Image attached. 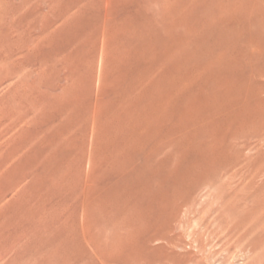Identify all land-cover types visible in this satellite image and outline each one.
<instances>
[{"label": "rangeland", "instance_id": "1", "mask_svg": "<svg viewBox=\"0 0 264 264\" xmlns=\"http://www.w3.org/2000/svg\"><path fill=\"white\" fill-rule=\"evenodd\" d=\"M255 24L264 0H0V264H264Z\"/></svg>", "mask_w": 264, "mask_h": 264}, {"label": "bare ground", "instance_id": "2", "mask_svg": "<svg viewBox=\"0 0 264 264\" xmlns=\"http://www.w3.org/2000/svg\"><path fill=\"white\" fill-rule=\"evenodd\" d=\"M255 1H257V0H255ZM236 26V25H235ZM234 27V26H233ZM243 27H246V25H244ZM264 27V25H250V27H248L249 28V31H248V34H249V36H248V38L246 39V41H245V45H246V50H243L242 48L241 49H239V52H241L242 51V55L241 56H243V57H245L246 58V61H248L247 63H251V62H254L253 64L257 67H255L254 66V68L256 69V70H254L252 73H250L249 75L247 74V76H246V78H245V80L244 81H242L243 82V84H242V89H244V91L245 92H247V95L249 94H251V96H252V94H254V96L255 95H257V96H260V95H262L263 93H264V64H262L261 62H263L264 63V37H262V35L260 36V34L261 33H259V28L260 29H264L263 28ZM235 28V27H234ZM233 28V29H234ZM237 28V27H236ZM243 29V28H242ZM242 29H240L241 30V36H242ZM236 32V34H240V33H237V32H239V30L237 31H235ZM263 33H264V30H263ZM262 33V34H263ZM238 37H240V35H237ZM235 39V38H234ZM235 40H237L238 41V39H235ZM236 43V42H235ZM234 43V44H235ZM233 44V45H234ZM236 52H237V50H236ZM240 57H238L237 59H239ZM232 59H236V58H232ZM235 61V60H234ZM233 61V62H234ZM238 61V60H237ZM232 62V63H233ZM238 62H240V61H238ZM240 63H242V62H240ZM240 63H239V66H240ZM256 63V64H255ZM261 63V64H260ZM235 64H237L236 63V61H235ZM234 63H233V65H235ZM248 64V65H249ZM244 66V64H241V67H243ZM250 65H252V63L250 64ZM237 66H238V64H237ZM236 66V67H237ZM238 66V67H239ZM241 67H239V68H241ZM252 67V66H251ZM253 68V67H252ZM248 69V68H247ZM17 72V71H16ZM232 72H236V71H232ZM239 73V72H238ZM232 74V73H231ZM237 74V72L235 73V75ZM233 75V74H232ZM244 75V74H243ZM236 78V77H235ZM243 78V77H242ZM241 80V79H240ZM240 84V83H239ZM241 92V91H240ZM248 95V96H249ZM250 96V98L252 99V97ZM253 96V97H254ZM234 98V97H233ZM244 98H245V96H244ZM243 98V99H244ZM260 98V97H259ZM258 98V99H259ZM260 100V99H259ZM258 100V101H259ZM257 104V103H256ZM255 105H253V107H254ZM254 108H256V107H254ZM253 108V109H254ZM251 109V108H250ZM263 109V108H262ZM255 110V109H254ZM258 111V110H257ZM260 111V110H259ZM252 112H253V110H252ZM254 113L255 114H258V112L256 113L255 111H254ZM262 113L263 112H260L259 114H258V116H256L258 119H257V121L259 120V122L261 123V120L263 119L262 118ZM246 121H244V123H245ZM258 126V125H257ZM259 127V126H258ZM263 134V130L262 129H259L258 130V132H257V135L258 136H261ZM223 196V195H222ZM176 214V213H175ZM174 217V216H173ZM248 221V220H247ZM172 222V221H171ZM168 223V222H167ZM170 223V222H169ZM234 223V222H233ZM231 224V223H230ZM168 225V224H167ZM242 226V225H241ZM169 227L167 228V227H163V226H159L158 228H156L155 230H160V231H164L163 233H158L157 231H156V233H154L153 235H150V236H148L147 237V241H151L153 238H158L159 237V235L160 236H162V238H164V239H166V241L169 243V244H174V242L176 241H174L173 240V238H171V235L168 233V235H167V232H170L169 230ZM82 232V231H81ZM151 232H153V231H151ZM224 234V233H223ZM120 236V235H119ZM114 237V236H113ZM131 238V237H130ZM115 241V240H114ZM137 242H139V241H137ZM176 245H178V244H176ZM181 245V244H180ZM194 245V244H193ZM167 250V249H166ZM168 256V255H167ZM169 256H170V254H169ZM57 258V257H56ZM161 258V257H160ZM172 259V258H171ZM141 260V259H140ZM148 260H150V259H148ZM162 260V259H161ZM168 260V259H167ZM174 260H175V258H174ZM174 260H172V261H174ZM157 261V260H156ZM179 261V260H178ZM52 262V261H51ZM68 262V261H67ZM145 263L147 262V261H144ZM150 262V261H149ZM160 262V261H159ZM25 263V262H24ZM142 263V262H141ZM144 263V264H145ZM182 263V262H181ZM180 263V264H181ZM183 264V263H182Z\"/></svg>", "mask_w": 264, "mask_h": 264}]
</instances>
